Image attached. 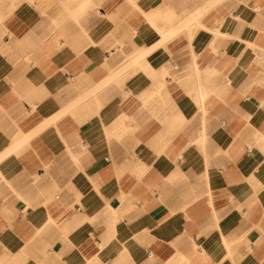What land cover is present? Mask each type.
I'll return each instance as SVG.
<instances>
[{
    "label": "crops",
    "instance_id": "crops-1",
    "mask_svg": "<svg viewBox=\"0 0 264 264\" xmlns=\"http://www.w3.org/2000/svg\"><path fill=\"white\" fill-rule=\"evenodd\" d=\"M0 16V264H264V0Z\"/></svg>",
    "mask_w": 264,
    "mask_h": 264
},
{
    "label": "rangeland",
    "instance_id": "rangeland-1",
    "mask_svg": "<svg viewBox=\"0 0 264 264\" xmlns=\"http://www.w3.org/2000/svg\"><path fill=\"white\" fill-rule=\"evenodd\" d=\"M1 18L2 17L0 16V28H1ZM0 34H1V32H0ZM164 38H166V37H164ZM150 50H153V49H150ZM125 64H126L125 69H128V68L132 67V65L136 64V62L134 59H130V58L128 59L127 58V62ZM164 76H169V72L167 70H165Z\"/></svg>",
    "mask_w": 264,
    "mask_h": 264
},
{
    "label": "built area",
    "instance_id": "built-area-1",
    "mask_svg": "<svg viewBox=\"0 0 264 264\" xmlns=\"http://www.w3.org/2000/svg\"><path fill=\"white\" fill-rule=\"evenodd\" d=\"M173 69H174V70H177V66H174Z\"/></svg>",
    "mask_w": 264,
    "mask_h": 264
}]
</instances>
